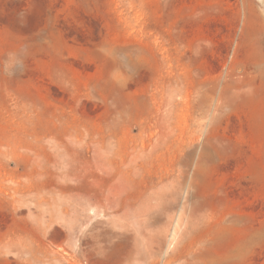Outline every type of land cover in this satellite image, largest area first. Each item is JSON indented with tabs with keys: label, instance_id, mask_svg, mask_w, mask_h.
<instances>
[{
	"label": "rangeland",
	"instance_id": "1",
	"mask_svg": "<svg viewBox=\"0 0 264 264\" xmlns=\"http://www.w3.org/2000/svg\"><path fill=\"white\" fill-rule=\"evenodd\" d=\"M0 264H264V0H0Z\"/></svg>",
	"mask_w": 264,
	"mask_h": 264
},
{
	"label": "bare ground",
	"instance_id": "2",
	"mask_svg": "<svg viewBox=\"0 0 264 264\" xmlns=\"http://www.w3.org/2000/svg\"><path fill=\"white\" fill-rule=\"evenodd\" d=\"M85 223V220L84 219H82V225ZM82 233H83V231H82Z\"/></svg>",
	"mask_w": 264,
	"mask_h": 264
}]
</instances>
